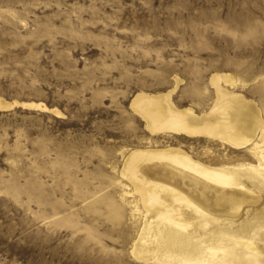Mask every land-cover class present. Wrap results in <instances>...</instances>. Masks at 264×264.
Segmentation results:
<instances>
[{"label": "rangeland", "instance_id": "obj_1", "mask_svg": "<svg viewBox=\"0 0 264 264\" xmlns=\"http://www.w3.org/2000/svg\"><path fill=\"white\" fill-rule=\"evenodd\" d=\"M215 73L264 105V0H0V96L62 113L0 112V264H149L133 252L146 213L121 175L131 150L256 159L152 135L131 101L176 89L180 108L201 112Z\"/></svg>", "mask_w": 264, "mask_h": 264}, {"label": "bare ground", "instance_id": "obj_2", "mask_svg": "<svg viewBox=\"0 0 264 264\" xmlns=\"http://www.w3.org/2000/svg\"><path fill=\"white\" fill-rule=\"evenodd\" d=\"M237 82L231 74H213L214 100L201 112L180 108L172 99L176 89L132 99L152 135L214 139L256 159V164L210 166L182 148L131 150L121 175L145 209L133 249L144 263L264 264V105L245 98ZM16 108L62 114L44 103L0 96L1 113ZM119 185L126 197L127 185Z\"/></svg>", "mask_w": 264, "mask_h": 264}]
</instances>
